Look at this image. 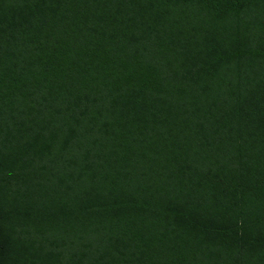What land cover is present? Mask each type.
Here are the masks:
<instances>
[{"label": "trees", "instance_id": "1", "mask_svg": "<svg viewBox=\"0 0 264 264\" xmlns=\"http://www.w3.org/2000/svg\"><path fill=\"white\" fill-rule=\"evenodd\" d=\"M0 264H264V0H0Z\"/></svg>", "mask_w": 264, "mask_h": 264}]
</instances>
